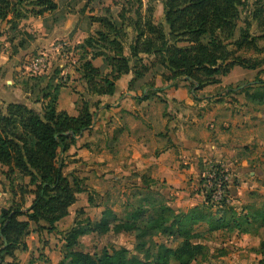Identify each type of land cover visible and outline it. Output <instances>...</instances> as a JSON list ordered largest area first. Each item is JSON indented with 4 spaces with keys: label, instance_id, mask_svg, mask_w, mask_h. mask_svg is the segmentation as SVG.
Returning a JSON list of instances; mask_svg holds the SVG:
<instances>
[{
    "label": "trees",
    "instance_id": "16d2710c",
    "mask_svg": "<svg viewBox=\"0 0 264 264\" xmlns=\"http://www.w3.org/2000/svg\"><path fill=\"white\" fill-rule=\"evenodd\" d=\"M13 3L12 0H0V19L9 15ZM37 4L46 10L57 7L54 0H37ZM244 4V0H164V23H156L152 19V10L146 15L136 13L138 18L131 19L135 39L130 46V56L124 55L122 37L126 18L123 12L119 15L122 19L120 22H114L106 16L93 18L106 30L87 37L81 46L85 53L87 47L95 49L90 60H81L84 62L80 72L86 91L112 95L116 90V81L131 70L135 71L137 78H141L148 69L142 65L144 56L159 60L169 71V75L162 73L165 78H188L192 80L193 86L198 83L199 87L206 82H219L218 76L227 75L236 65L257 69L259 61L237 54L243 49L263 50L248 27L240 29L239 36H236L240 8ZM36 14H42V11ZM99 56H104L109 64L111 71L108 74L104 75L101 68L93 64L92 60ZM35 77L38 90L33 87L26 91L40 94L37 101L43 102L42 112L38 113L24 102H12L6 113H0V163L10 171H18L29 177L30 185L34 186L31 193L35 195L26 212L21 207L2 210L0 264L5 263L6 257H14L17 251L27 249L23 238L29 233L31 223L38 224L39 228L48 232L58 231L57 222L69 215L70 207L77 201V194L84 191L81 178L73 173L70 180L64 174V162L60 157L76 136L92 125L93 113L89 102H83L78 116L59 110L63 86L53 84L52 78L46 76ZM259 77L256 84L262 87L248 94L254 101L262 102L264 80ZM43 83L45 85L41 86ZM200 190L206 199L202 205L187 212L177 213L167 205L157 208L160 204L157 206L154 203L155 212L148 218L144 217L146 210L140 205L125 219H117L111 210H104L98 221H76V225L64 234V257L58 264H191L204 254L202 243L196 242L202 233L195 231L194 225L201 223L202 216L210 211L218 215L215 219L208 218L215 229L223 226L231 227L237 233L257 234L259 229L264 228L262 197L256 196L253 202L242 206L239 211L226 201L212 204L211 192L203 186ZM141 200L144 203V199ZM21 216L27 219L21 220ZM174 228L181 240L178 246L152 240L156 235L170 236L175 232ZM122 232H137L139 239L149 237L155 244L152 248L141 244L136 254H131L127 248L113 253L104 249L102 253L94 254L79 249L81 238L87 234ZM256 252L260 255L258 263L264 264V239L256 247ZM141 254H144V258L140 257Z\"/></svg>",
    "mask_w": 264,
    "mask_h": 264
},
{
    "label": "crops",
    "instance_id": "0c3cea01",
    "mask_svg": "<svg viewBox=\"0 0 264 264\" xmlns=\"http://www.w3.org/2000/svg\"><path fill=\"white\" fill-rule=\"evenodd\" d=\"M133 14L136 19V12ZM77 23L76 19L54 23L51 33L45 36L71 40L74 35L80 42V38L85 40L97 31L106 30L93 20L89 35ZM130 54V49L125 48L124 55ZM251 70L256 69L248 72ZM230 72L218 76L219 82H206L199 87L198 83L193 86L188 78H165L162 73L169 75V71L155 74L150 68L137 78L131 70L116 81L112 95L86 91L85 101L89 102L93 123L61 155L71 154L81 160L77 167L87 174L106 173L109 180H123V184L142 190L152 189L156 196L172 191L179 195V202L189 205L187 211L204 202L200 179L215 163L228 171L233 182V205L240 211L256 196L264 199V100L254 101L248 94L262 87L256 84L257 80L248 78L239 87H232L235 78ZM64 90L63 86L59 110L78 116L83 102L79 104L75 93L67 96ZM82 161L89 163V167L85 169ZM86 192L84 188L77 199ZM171 207L177 213L183 211ZM68 217L57 222L58 231L50 234L63 236L62 255L59 252V258L54 257L51 264H58L64 257L67 231L61 230V226ZM72 222L69 230L76 225V219ZM30 250L18 251L14 264H40L36 258H30ZM13 258L8 256L4 264H13L10 260Z\"/></svg>",
    "mask_w": 264,
    "mask_h": 264
},
{
    "label": "rangeland",
    "instance_id": "374dc122",
    "mask_svg": "<svg viewBox=\"0 0 264 264\" xmlns=\"http://www.w3.org/2000/svg\"><path fill=\"white\" fill-rule=\"evenodd\" d=\"M12 1L14 3L11 7L16 10L11 9L5 19H0V113H6L8 105L12 102H24L41 113L43 102L37 101L40 94L38 92L31 94L26 91L33 87L37 88L38 81L35 76L38 75L52 78L53 84L64 86L63 92L67 96L75 93L79 104L87 98L85 83L80 72L84 62L81 60L82 58L90 60L95 49L87 47V53H85V49L81 48L84 39L80 38L79 42L74 35L71 40L47 39L45 34L51 33L54 23L65 20L74 22L76 19L78 20L77 25L89 31L90 35L93 18L104 15L114 22H120L122 19L118 17L123 12L126 18V28L122 40L125 42V48L129 50L135 39V32L130 25L134 12L146 15L152 10V19L156 23L165 21L164 11L161 13L164 0H54L57 6L54 10H46L39 6L37 0ZM244 2L245 4L240 8L241 16L236 36H239L240 29L248 27L251 35L257 37L259 47L263 50L243 49L237 53L247 59L259 61L260 66L249 72V69L234 66L233 72H230L232 78H235L231 83L232 87H239L247 82L248 78L256 81L258 71L264 68V0H244ZM38 11H42V14H36ZM144 58L142 65L148 69L151 68L152 73L168 72L154 57L144 56ZM92 62L101 68L104 75L110 72V66L103 57H97ZM245 74L248 76H244ZM259 76L261 80H264V71H261ZM44 85L45 83L41 86ZM60 160L64 162V174L70 180H72L71 174L73 173L81 178L85 191H87L79 195L66 221L67 225H62L61 230L68 231L72 226V220L75 219L78 222H86L89 219L96 221L100 219L104 210H111L117 219H125L140 205L146 210L145 218L154 214V203H157V206L160 204L157 208H161L162 205L175 206L177 210H183V212L190 208L189 205L179 202V195L172 191L156 196L151 194L152 189L142 190L123 184V180L118 182L109 180L106 173L87 174L80 171L77 163L81 160L71 154L61 155ZM82 163L86 162L82 161ZM88 167L89 163L85 164V169ZM200 180L202 182L204 179ZM231 182L230 179V192L233 183ZM33 189L34 186L30 185L29 177L23 176L18 171H10L7 166L0 163V215L4 208L21 207L22 211L26 212L35 197L31 193ZM234 200V195H232V204ZM80 210L83 212L81 213ZM210 212L202 216L201 223L194 225V230L202 233L196 242L202 243L204 254L191 264H259L260 255L256 252V247L264 239V228L259 229L257 234L237 233L231 227L223 226L215 229L208 222V218L215 219L218 215H213V211V213ZM20 219L26 220L27 218L21 216ZM29 230L23 238V242L27 244L25 252L31 248L30 258H36L40 264H51L54 257L59 256L63 247L61 241L63 236L50 235L52 232L39 228V225L35 223H31ZM175 230L176 228L173 229ZM152 240L171 246H178L181 242L176 231L170 236L156 235ZM152 240L149 237L144 240L139 239L137 232L106 235L91 233L81 238L79 249L94 254L102 253L104 249L113 253L121 248H127L131 254H136L141 244H145L146 248H152L155 244ZM47 250L49 253H46ZM140 257L144 258V254ZM10 260L14 264L17 262V257L14 256Z\"/></svg>",
    "mask_w": 264,
    "mask_h": 264
},
{
    "label": "built area",
    "instance_id": "2783aa9c",
    "mask_svg": "<svg viewBox=\"0 0 264 264\" xmlns=\"http://www.w3.org/2000/svg\"><path fill=\"white\" fill-rule=\"evenodd\" d=\"M201 186L210 191L211 203L220 204L223 201L231 203L232 194L229 188L230 176L223 167L213 164L203 176ZM201 182V183H202ZM204 195V193L202 192ZM206 199L204 195V200Z\"/></svg>",
    "mask_w": 264,
    "mask_h": 264
}]
</instances>
